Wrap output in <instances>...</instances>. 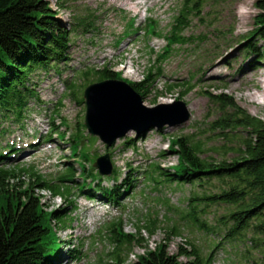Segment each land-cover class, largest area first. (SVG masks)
I'll return each instance as SVG.
<instances>
[{"label": "rangeland", "instance_id": "374dc122", "mask_svg": "<svg viewBox=\"0 0 264 264\" xmlns=\"http://www.w3.org/2000/svg\"><path fill=\"white\" fill-rule=\"evenodd\" d=\"M48 1L72 31L70 60L61 64L59 71L50 69L34 76L40 101L30 102L23 121L0 124V131L8 128L5 134L0 133V147L13 142L21 148L8 168L36 172L45 181L68 190L66 199L34 189L47 211L62 209L64 223L55 226L59 241L65 242L66 250L80 253L77 260L67 256L61 264L111 263L110 254L116 248L110 241L112 223L118 225L119 234L141 239L142 245L134 244L130 250L122 247V260L128 264L159 244H165L171 254H177L180 247L187 251L190 256L181 257L184 264L196 260L195 250L201 257L198 264L207 260H212L209 264H264V248L257 246L251 231L227 236L233 225V221L221 219L230 210L227 206L191 201L218 193L220 181L204 182L203 186L168 184L153 172L156 166L171 169L178 164V154L171 151L173 137L189 136L199 147L200 156L211 161L231 160L237 155L241 142L237 138L245 135L224 136L212 128L221 114L210 103L211 96H231L245 113L264 120V97L254 100L249 96L263 90L264 61L250 66L251 59H245L249 50L245 36L252 31L258 13L255 0ZM196 3L180 32L184 44L173 46L170 58L161 65L158 90L150 89L142 99L147 108L182 101L190 120L179 126L171 116V122L162 128L141 134L131 131L110 147L90 135L84 125L85 83H97L94 73L106 66L127 80L141 83L167 45L164 37L172 31L175 19ZM148 21L156 23L162 37L146 34ZM131 22L135 25H129ZM183 83L191 90L182 99H178L181 89L166 91L168 85ZM179 109L171 106L166 111L176 114ZM77 131L89 138L83 147L90 153V162L71 157V137ZM60 133H66L64 140ZM129 138L135 140L130 148L124 141ZM106 154H110L113 172L101 176L99 189L103 193L109 189L113 197L97 193L88 197L80 192L78 186L84 182L94 188L97 182L84 181L78 175L75 182H60L67 168L81 171L79 162L93 173L96 160ZM18 177L10 183L19 189L34 181L28 172ZM127 185L130 189L125 192ZM200 221L206 222L207 228H201Z\"/></svg>", "mask_w": 264, "mask_h": 264}, {"label": "trees", "instance_id": "16d2710c", "mask_svg": "<svg viewBox=\"0 0 264 264\" xmlns=\"http://www.w3.org/2000/svg\"><path fill=\"white\" fill-rule=\"evenodd\" d=\"M197 5L196 3L192 8L186 7L175 19L172 31L164 37L167 45L157 55L145 80L141 83L127 80L120 72L106 66L94 73L96 81L123 80L132 86L141 100H144L150 89L158 90L156 84L162 76L161 65L170 58L174 45L184 44L185 38L180 37V32L186 18L194 13ZM254 5L258 10L253 20L254 27L245 36L248 38L246 45L249 46L245 59H251L250 66L264 61V0H255ZM129 25L135 24L131 22ZM146 29L148 36L162 37L157 34L155 22L148 21ZM71 34L72 31L59 18L48 0H0V124L23 121L29 111L30 102L40 101L34 76L41 71L48 73L50 69L59 71L61 64L69 62ZM91 83L88 81L84 86ZM187 85H168L166 91L181 89L178 99H182L191 90V87L186 89ZM73 87V84L69 85L68 89L72 90ZM210 103L221 114L212 123L214 130L221 131L224 136L232 134L236 137L239 133L245 135L237 138L241 140L237 155L231 160L211 161L200 156L199 147L192 143L189 136L173 137L171 151L178 154V164L171 169L156 166L153 172L162 182L168 184L200 183L203 186L204 182L220 181L218 193L203 198L193 197L191 201L202 200L208 201L207 205L227 206L230 210L221 217L233 221L227 236L243 235L242 232L251 231L257 246L264 248V120L245 113L228 95L211 96ZM6 132L8 128L5 127L0 131L4 134ZM82 133L77 131L71 137V157L90 162V153L83 147L89 138ZM65 137L66 133L59 134L61 140ZM124 141L129 148L135 146L133 139ZM20 151L21 148L13 142L0 147V264H61L67 256L77 260L80 253L66 250L65 242L59 241L55 229L56 225L64 223L62 209L47 211L42 199L34 193L36 189L66 197L68 190L64 191L55 182L45 181L36 172L8 168ZM79 165L82 168L80 172L67 168L60 177V182H75L78 175L84 181L91 179V182H97L96 188L91 187V183L89 185L84 182L78 186L80 192L87 193L88 197H91L89 194L96 193L113 197V192L109 189L104 190V193L99 189V183L103 181L97 170L92 167L93 173L89 174L82 162ZM25 172L32 176L33 182L20 189L11 185V180H17L18 175ZM118 181L119 178H116V182ZM129 189L130 185H127L124 191ZM199 226L207 228L203 221H200ZM149 231L153 232L150 229ZM109 232L111 243L116 245L110 254L113 260L109 264H128L122 260V247L130 250L134 244L142 245L141 239L136 235L119 234L116 223L110 225ZM179 249L177 254H171L165 244H159L131 264H184L181 257L190 255L183 248ZM193 256H197L196 260L190 264H198L201 257L196 250ZM211 262L212 260H207L206 264Z\"/></svg>", "mask_w": 264, "mask_h": 264}, {"label": "water", "instance_id": "95a60500", "mask_svg": "<svg viewBox=\"0 0 264 264\" xmlns=\"http://www.w3.org/2000/svg\"><path fill=\"white\" fill-rule=\"evenodd\" d=\"M83 97L86 105L84 125L90 135L99 137L108 147L131 131L141 134L155 127L162 128L165 123L171 122V116L174 117V124L179 126L191 118L182 101L170 104L180 108L176 114L166 111L170 105L161 104L154 108L143 106L141 97L132 86L117 79L88 85ZM94 168L101 176H110L113 172L110 154L99 157Z\"/></svg>", "mask_w": 264, "mask_h": 264}, {"label": "bare ground", "instance_id": "6f19581e", "mask_svg": "<svg viewBox=\"0 0 264 264\" xmlns=\"http://www.w3.org/2000/svg\"><path fill=\"white\" fill-rule=\"evenodd\" d=\"M261 86L263 88L262 92H260V93L258 92V93H254V94L252 93L251 95H249L254 100L264 97V79L261 80ZM99 205H101V204H98V206ZM93 208H94V206H93ZM90 212H94V210L90 209Z\"/></svg>", "mask_w": 264, "mask_h": 264}]
</instances>
